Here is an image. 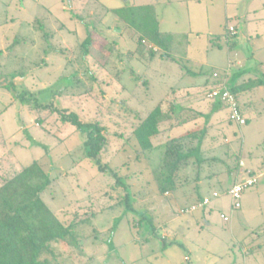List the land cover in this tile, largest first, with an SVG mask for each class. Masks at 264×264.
I'll return each mask as SVG.
<instances>
[{
    "label": "rangeland",
    "instance_id": "374dc122",
    "mask_svg": "<svg viewBox=\"0 0 264 264\" xmlns=\"http://www.w3.org/2000/svg\"><path fill=\"white\" fill-rule=\"evenodd\" d=\"M167 1L0 0V77L16 74L17 85L41 92L42 100L99 120L109 139L102 161L112 171H102L85 156L74 127L52 112L40 122L35 111L0 87V175L37 159L56 178L42 194L48 205L67 220L76 215L89 218L75 232L90 240L82 246L56 245L63 252V264H264L263 94L253 95L246 124L231 121L227 108L219 112L222 121L208 127L202 147L205 157L219 161L204 166L197 184L170 196L158 192L152 172L163 146L144 154L133 136V125L141 119L135 109L145 113L167 91L189 81L181 80L180 74L191 70L192 64L177 59L183 67L165 58L161 47L151 54L152 44L139 42L136 25L116 20L129 17L124 5H150L162 31L169 25L185 30L186 7ZM161 19H165L162 26ZM88 30L102 45L90 47L85 55L80 44ZM187 40L190 56L207 55L196 44L205 47L209 37L203 35L199 41L193 35L182 37L177 49ZM118 70L120 82L113 76ZM203 120L197 122L199 127ZM193 126L169 129L156 142ZM252 178L257 182L245 189L241 207L235 209L229 190ZM204 197L211 199L208 205L181 212ZM115 224L111 240L103 233L93 239L96 230L108 231ZM62 246L77 257L72 261Z\"/></svg>",
    "mask_w": 264,
    "mask_h": 264
},
{
    "label": "trees",
    "instance_id": "16d2710c",
    "mask_svg": "<svg viewBox=\"0 0 264 264\" xmlns=\"http://www.w3.org/2000/svg\"><path fill=\"white\" fill-rule=\"evenodd\" d=\"M123 9L128 11L129 17L119 16V21L133 27L137 26L134 28L139 33V42L150 41L153 45L150 48L151 54L155 53L154 46L165 48L166 44L170 42L171 37L160 31L159 22L150 5L123 6ZM118 10H114L115 13L119 14ZM94 33L92 30H88L80 44L85 55L88 54L90 47L100 48L102 45L96 44ZM107 58L109 62V56ZM120 74L121 70H118L113 75L119 82ZM17 76L10 74L0 77V87L9 90L16 102L28 105L35 111L40 122L46 118L47 112L58 114L63 124L74 127L75 132L80 134L85 156L102 171H112L108 163L102 161L104 151L109 144L104 125L99 120L85 119L76 110L55 104L53 100H42L41 92L32 91L23 83L18 86L14 80ZM75 76L76 74L73 77ZM217 85L219 84H214L212 87ZM260 86H264V71L262 70L258 72L255 79L239 85L228 86V88L235 94L239 103L240 93L255 90ZM123 88L125 89V87ZM209 101L216 104L215 109L226 107L220 100ZM239 108L247 123L248 119L240 104ZM135 111V116L141 117V119L139 118L138 124L133 125L132 132L141 151L147 154L157 146H163V156L152 169L153 179L161 195L172 194L189 185L197 184L203 178L204 166L219 161L216 157L207 158L203 154L202 147L207 134L206 125L210 119L209 114L204 115L206 123L203 126L190 129L163 143H157L156 140L164 131L179 125L192 116L177 109L175 104L165 111L159 105L149 112ZM33 143L38 144L35 140ZM55 182L56 178H52L42 162L37 159L29 164L20 165L19 169L0 175V264H63L61 258L63 252L59 251L56 245L82 246V243L85 244L86 240L91 239L90 236V238L82 235L77 236L75 232L78 226L86 224L89 218L76 215L67 220L62 218L60 213L51 208L44 200L43 192ZM199 200L202 201L203 198H199ZM116 225L108 231L98 232L96 230L93 239H98L99 235L103 233L107 235L108 241L111 240ZM66 249L64 248L63 251H66L64 253L73 261L77 256L72 258L75 254L67 253Z\"/></svg>",
    "mask_w": 264,
    "mask_h": 264
},
{
    "label": "crops",
    "instance_id": "0c3cea01",
    "mask_svg": "<svg viewBox=\"0 0 264 264\" xmlns=\"http://www.w3.org/2000/svg\"><path fill=\"white\" fill-rule=\"evenodd\" d=\"M167 2L168 5L177 2L185 6L188 22L185 30L177 26L170 27L171 25L164 31L160 29L162 33L171 37L170 42L163 48L166 52L164 56L177 61L182 66L183 63L179 60L185 59L191 62V70L182 71L180 79H193L167 91L146 112L151 111L157 105L165 111L175 104L177 109L192 116L177 126L189 123L193 124L194 128L199 127L197 122L200 118L204 119L203 124H205L204 115L209 114L210 119L206 125L208 131V127L221 123L222 118L219 112L224 107L215 109L216 104L206 98L205 91L214 84L225 83L228 86L242 84L255 79L260 70L264 71V0H168ZM231 21L234 23L228 26ZM116 22H119L118 17ZM164 23L165 19H161L160 25ZM231 27L234 31L230 30ZM192 35L195 41H199L203 35L209 37L210 40L205 47L196 44L197 50L206 49L205 57L190 56L188 40L180 49L175 46L180 42V38ZM153 48L155 53L161 50L158 46ZM171 50L175 55L171 53ZM213 72H218L220 77L214 78ZM256 94H263L260 98L264 99V86L239 94V104L245 116L254 107L253 95ZM146 99L149 101V96ZM184 194L187 193L184 192ZM165 195L170 196L171 194L166 193Z\"/></svg>",
    "mask_w": 264,
    "mask_h": 264
},
{
    "label": "built area",
    "instance_id": "2783aa9c",
    "mask_svg": "<svg viewBox=\"0 0 264 264\" xmlns=\"http://www.w3.org/2000/svg\"><path fill=\"white\" fill-rule=\"evenodd\" d=\"M231 31H234V28H230ZM213 77L218 79L220 74L218 72L213 73ZM206 97L209 100H220L222 101L228 111H229V118L231 121H234L238 125H243L246 123V119L240 111L239 103L234 93H232L228 86L225 83H221L215 87H212L206 91ZM256 183V179L252 178L248 181L243 183H236L234 186L229 190V194L232 197V205L235 209L241 207V199L245 189L253 186ZM214 197H218L219 194L217 192L213 193ZM211 199L209 197H204L202 201L198 204L191 206L190 208H186L181 210L182 213H190L195 211L198 207H204L210 203ZM224 219L228 221V218L224 216Z\"/></svg>",
    "mask_w": 264,
    "mask_h": 264
}]
</instances>
